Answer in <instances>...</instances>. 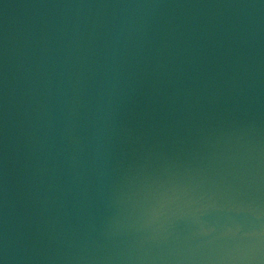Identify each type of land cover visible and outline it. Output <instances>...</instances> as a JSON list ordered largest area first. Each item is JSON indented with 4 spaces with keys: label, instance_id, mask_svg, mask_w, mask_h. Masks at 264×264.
<instances>
[{
    "label": "water",
    "instance_id": "obj_1",
    "mask_svg": "<svg viewBox=\"0 0 264 264\" xmlns=\"http://www.w3.org/2000/svg\"><path fill=\"white\" fill-rule=\"evenodd\" d=\"M0 264H264V0H0Z\"/></svg>",
    "mask_w": 264,
    "mask_h": 264
}]
</instances>
